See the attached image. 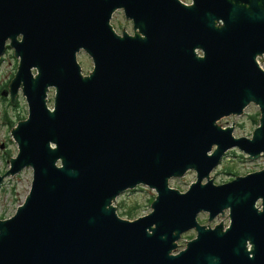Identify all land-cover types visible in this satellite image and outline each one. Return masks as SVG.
Wrapping results in <instances>:
<instances>
[{"label":"water","instance_id":"water-1","mask_svg":"<svg viewBox=\"0 0 264 264\" xmlns=\"http://www.w3.org/2000/svg\"><path fill=\"white\" fill-rule=\"evenodd\" d=\"M117 11L134 36L116 32ZM8 47L29 116L0 187L26 168L33 181L0 220V264H264V170L210 178L233 149L264 156V0H0V59ZM251 104V138L218 125ZM193 170L186 192L170 186ZM141 186L157 194L152 212L122 218L115 201ZM226 210L227 228L198 221Z\"/></svg>","mask_w":264,"mask_h":264},{"label":"rangeland","instance_id":"rangeland-1","mask_svg":"<svg viewBox=\"0 0 264 264\" xmlns=\"http://www.w3.org/2000/svg\"><path fill=\"white\" fill-rule=\"evenodd\" d=\"M187 5L192 4V0H181ZM112 25L116 32L122 36L125 32L131 36L135 35L133 23L126 19L123 11H117L112 19ZM15 51L10 48L7 53L5 52V61L0 66V85L3 82L9 80L12 75H16L19 68L20 59L15 58ZM78 62L82 68V72L85 76H88L94 69V64L91 57L84 51L78 54ZM260 67L264 69V56L258 58ZM36 71H34V74ZM15 105L7 107L10 118L14 123L10 125L0 126V176L11 170V160L18 156L19 148L17 143L12 137V130L17 126L19 116L28 118L29 108L26 97L23 94V88L19 90ZM55 89H51L48 92V105L51 109L54 107ZM4 105L0 104V119ZM254 117H257V122ZM260 109L257 105L251 104L244 112L242 116H231L221 120L218 125L221 128H230L236 124L234 129V136L236 138L248 137L251 138L254 131L260 124ZM16 125V126H15ZM14 126V127H13ZM3 144L6 147H3ZM12 157V158H11ZM264 170V156H261L255 160H251L246 154L242 153L239 149H233L229 151L219 166L212 171L210 178L214 180L216 184H224L232 181L239 176H246L250 173ZM4 174V175H5ZM33 181V171L31 168L23 169L20 173L14 176H8L4 180L0 187V220H6L13 217L17 210L24 204L26 198L30 193V189ZM197 181L196 171H189L182 178H175L170 180V186L174 189L186 192L189 187ZM207 180H204L206 184ZM136 191H127L120 195L115 201L119 215L128 220H135L140 217L146 216L152 212V203L155 201L157 194L154 190H150L148 187H138ZM261 204H258L260 207ZM198 221L201 225L208 228H215L221 223L224 224V228H227L230 224V212L225 211V218L222 215L209 221V215L202 213L198 217ZM197 232L195 230L189 231L182 235V238L178 241V249L184 250L187 244L196 238ZM192 239V240H191Z\"/></svg>","mask_w":264,"mask_h":264},{"label":"flooded vegetation","instance_id":"flooded-vegetation-1","mask_svg":"<svg viewBox=\"0 0 264 264\" xmlns=\"http://www.w3.org/2000/svg\"><path fill=\"white\" fill-rule=\"evenodd\" d=\"M9 49L10 48L8 47L7 50H6V53H7V51ZM3 61H5V54L0 59V66L3 64ZM15 77H16V75H12L9 78L8 81L3 82L0 85V104L1 105H4V109L2 111V115H1V119H0V126H2V125H9V126L11 125L12 126L13 124H16V123H14L15 120H13L12 118H10L9 113H8V108H7L8 106L9 107L16 106L15 105V100H16V97L19 95V92L15 96L12 95V83H13V80L15 79ZM17 118H19V121L17 122V125L20 122H22V121H24V120L27 119V118H23L22 116H19ZM11 134H12V132H11ZM3 147H6V145L3 144ZM193 239H195V238H193ZM181 251L182 250H180L179 252H181Z\"/></svg>","mask_w":264,"mask_h":264},{"label":"trees","instance_id":"trees-1","mask_svg":"<svg viewBox=\"0 0 264 264\" xmlns=\"http://www.w3.org/2000/svg\"><path fill=\"white\" fill-rule=\"evenodd\" d=\"M254 119H255V121L257 122V117H254ZM134 191H136V190H134Z\"/></svg>","mask_w":264,"mask_h":264}]
</instances>
